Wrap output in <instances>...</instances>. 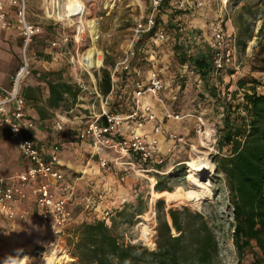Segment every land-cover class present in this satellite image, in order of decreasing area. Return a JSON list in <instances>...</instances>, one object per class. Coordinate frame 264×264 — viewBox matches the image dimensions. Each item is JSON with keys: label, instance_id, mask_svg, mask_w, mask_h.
<instances>
[{"label": "rangeland", "instance_id": "374dc122", "mask_svg": "<svg viewBox=\"0 0 264 264\" xmlns=\"http://www.w3.org/2000/svg\"><path fill=\"white\" fill-rule=\"evenodd\" d=\"M63 1L66 4L68 0ZM82 1L85 5V24L80 21L81 18L78 16H73L72 20L66 18L59 24L64 34L69 37L68 46L73 54H75L77 46H80L79 56L75 57L77 72L80 69L78 62H82L90 48L100 52L99 57L102 63L98 67L95 66V69L90 70V73L81 69L84 82L89 88L88 80L90 79L88 76L90 74L96 77V74H100L105 62L111 66L125 56L135 24L138 21H144L151 12V0ZM205 1L204 8L189 10L175 9L169 2L167 7L159 10L157 15L164 27L170 26L171 33L167 34L168 39L155 47L147 34L143 41L145 53L139 52L131 59L132 76L145 78L148 73L147 58L150 51L154 50L159 59L161 76L167 84V89L162 93L163 97L174 110L185 115L189 114L181 121L163 120V123L184 135L186 145L177 148L161 165L145 163L136 158L134 154L122 155L113 150H104L102 157L110 162L112 168L103 170L96 162L89 171V177L83 179L81 185L76 186V198L71 201V208L77 215V220L63 236L61 243L68 257L61 264H70L75 261L71 257L72 248L69 243L82 222L95 219L105 220L108 225L114 222L113 232L120 241L132 244L142 243L150 249H154L155 207L160 199L164 200L167 207L188 206L193 210L203 211L219 242V257L214 264H252V255L245 259L239 258L233 244L232 216L225 204V189L219 181L213 162L218 153L216 128L220 108H217L218 104L215 99L206 97L205 88H215L221 97L229 96L231 91L238 90L237 97L242 98L244 90L238 87L239 80H247L245 89H249L254 79L264 81V36L259 35L262 23L259 17L262 0H236L226 17L225 27L236 35L240 48L237 60L240 64L239 72L236 73L234 69L227 67L215 74L214 77L201 79L194 71L187 69L184 72V68L181 67L180 62L173 54L175 41L172 37H174V33L181 34L184 40L190 32H195L199 36L202 33L204 36H211L209 21L203 25H200L199 22H202L203 12L207 8L211 7L214 10H218V8L212 0ZM31 2L36 4L38 0H31ZM63 11H65L64 7ZM44 16L47 18L46 15ZM92 23L98 24L95 35L90 32ZM179 28H182L181 32ZM162 29L164 30V28ZM204 36L201 38L205 39ZM28 58L30 60L29 51ZM21 61L22 53L19 66ZM63 62L67 67H73L72 63H67L66 57H63ZM16 70L11 73L10 77ZM181 74L184 76L181 77ZM132 83V79H128L121 88L116 90L120 93V105L125 114L133 105ZM90 90H87L88 94L81 102L83 106L78 107L76 113L78 116L86 115L85 112L88 110L97 112L100 102L94 99L93 90ZM260 90L264 89L260 88ZM173 95H176L174 102L171 99ZM91 103L94 104V109L87 107ZM196 115H201L204 121V129L200 133L196 132L198 125ZM85 120L88 119L86 117L82 119L83 122ZM11 143L5 142L4 145L0 143V155L6 154L5 159L0 157V174L2 175L11 176L22 171L18 146ZM167 145V140L163 139L161 141L163 152ZM94 159L96 160V158ZM200 159H205L210 166L200 172L197 181H194L189 176L188 163ZM65 172V186H73L72 180L79 174L72 170H65ZM158 176L161 177V184L169 190L159 192L155 189ZM177 188L182 193L200 189L209 190L210 194L194 204L182 196L179 199H171L166 192H174ZM139 209H142V214H137ZM28 210L32 212L31 205ZM119 211L125 212L126 216L119 217L117 215ZM2 224L4 229L1 239L3 261L13 258L21 260L25 257L28 264H36L34 261L37 252H44L48 246L49 234L43 222L38 218L27 216L13 224L7 222Z\"/></svg>", "mask_w": 264, "mask_h": 264}, {"label": "built area", "instance_id": "2783aa9c", "mask_svg": "<svg viewBox=\"0 0 264 264\" xmlns=\"http://www.w3.org/2000/svg\"><path fill=\"white\" fill-rule=\"evenodd\" d=\"M212 1L216 3L218 16L209 21L211 36L206 41L200 36H194L190 39V43L207 47L211 53L215 74L227 67L238 73L240 64L237 60L240 48L237 37L225 27L230 7L236 0ZM170 2L173 8L179 10L201 9L206 5L205 0H170ZM161 4L162 0H151V12L144 21L135 24L125 56L109 68L111 92L107 96H99L103 101L101 112L94 115L78 134L81 140H91L96 153L113 150L122 155L134 154L146 163L161 165L171 153L187 143L184 135L163 123V120L181 121L189 114L185 115L174 110L163 97L162 93L167 89V84L161 76L159 59L154 50L150 51L147 58V76L137 77L132 83L131 111L122 114L110 111L107 107L112 99V93L119 88V73L130 71L131 59L139 52L145 53L143 44L145 36L149 34L150 41L155 47L168 39L163 29L157 26V15ZM63 7H65L63 0H45L43 14L59 24L67 18L59 19L57 16L59 10L63 12ZM8 29H15L21 38L22 61L11 77L10 87L0 89V127L6 129L9 138L17 144L26 162V169L11 176L0 175V221L11 223L23 219L25 213L18 212L17 206L32 195L35 199L36 213L48 224L49 234L46 250L37 252L34 263L48 264L53 249L62 250L66 254L61 242L66 230L76 222V215L71 208L75 188L65 186L66 172L60 166L59 145L55 144L49 155L39 147L33 135L36 122L29 117L26 100L22 95L23 81L31 72L28 51L34 38L42 31L40 24L32 23L28 18L27 0H0V30ZM68 41L69 37L66 36L64 42ZM52 45L56 47L58 43L53 42ZM79 51L80 46H77L75 54L69 58L75 67V57L79 56ZM78 65L80 70L83 69L88 73L95 69V66L88 69L82 62H78ZM183 68L186 72L187 66ZM182 76L184 75L181 74ZM77 85L81 91L89 89L82 80H79ZM95 92L98 94V90L95 89ZM171 99L174 102L176 95ZM195 118L198 121L196 132L200 133L204 129V121L201 115H196ZM56 128L58 131L64 129V117H58ZM163 139L168 143L164 152L161 147ZM99 167L110 170L112 165L105 157H100ZM3 235L4 229L0 227V238ZM66 256L68 257L67 254ZM64 260L65 258L61 263ZM20 261L22 264L29 263L25 257ZM0 264H4L1 255Z\"/></svg>", "mask_w": 264, "mask_h": 264}, {"label": "trees", "instance_id": "16d2710c", "mask_svg": "<svg viewBox=\"0 0 264 264\" xmlns=\"http://www.w3.org/2000/svg\"><path fill=\"white\" fill-rule=\"evenodd\" d=\"M170 0H162L160 11ZM261 27L259 35L264 36V0L259 14ZM157 26L171 33L169 25L157 18ZM180 31V28H179ZM181 32V31H180ZM175 41L173 54L181 67L196 72L201 79L214 77L211 53L206 46L190 43L199 36L190 32L183 40L181 34H173ZM113 66V65H111ZM105 62L98 79V91L107 96L111 92L110 70ZM137 77L132 71L119 73V87L125 81ZM249 89L246 79L238 82L243 89L242 98L238 90L229 96L221 97L215 88H205L206 97L217 101L218 125L216 128V147L218 153L213 162L215 172L224 187L225 204L232 216V240L239 258L252 255V264H264V81L252 80ZM48 107H59L68 99L76 101L80 93L78 86L62 80L50 81ZM119 89V88H118ZM31 91V93H30ZM25 99L31 101L42 118L44 108L34 101V89L22 91ZM120 93L114 91L108 102L110 111L125 114L121 109ZM126 111L127 113L130 112ZM140 160L138 156H136ZM146 163V162H145ZM155 185L159 192L169 190L161 183ZM74 198L76 194L74 193ZM155 248L150 249L142 243L132 244L120 241L113 232V225L105 220L95 219L82 222L69 245L72 248L70 264H214L219 257V242L203 211L188 206L167 207L163 199L156 203ZM137 214H142V209ZM125 217V212H117ZM114 221V220H113Z\"/></svg>", "mask_w": 264, "mask_h": 264}, {"label": "crops", "instance_id": "0c3cea01", "mask_svg": "<svg viewBox=\"0 0 264 264\" xmlns=\"http://www.w3.org/2000/svg\"><path fill=\"white\" fill-rule=\"evenodd\" d=\"M28 18L32 23L40 24L42 31L39 35L34 38L33 43L29 48L31 72L23 81L22 91L34 89L35 99L34 101L40 108H44L46 116L40 117L37 113L33 103L27 99V113L30 118L35 120L36 127L34 130V137L42 149V151L49 155L55 144L59 145L60 148V166L65 170H72L77 172L79 175L72 180V184L75 188L74 193L76 194V186L83 183V179L88 178L89 171H91L93 164L97 162L99 165V158L103 156V151L96 153L92 145L91 140H81L78 137L79 132L90 122L94 115L101 112L103 101L100 99V93L96 94L95 89L98 90V79L95 75L90 74L88 78L89 89L94 93V99L100 102L97 106V112L88 110L85 112L86 115L78 116L76 113L79 106H83L87 96V90L81 91L77 96L75 102L72 99H68L66 103L61 104L59 107H48L47 99L49 97V80L54 82L62 80L78 86L77 82L84 79L82 77V70L79 69L77 72L75 66L67 67L63 62V57H66L67 63L70 62V56L73 54L69 49V41L64 42L66 35L60 28V24L45 18L43 15L44 0H38V3L33 4L31 0L28 2ZM202 22L200 25L206 24L208 21L218 16V10H214L209 7L203 12ZM205 20V21H204ZM201 36H204L203 33ZM200 36V37H201ZM206 37V38H205ZM208 40V36H204ZM57 42L58 46H53L52 43ZM21 55V38L15 29L0 30V89L9 88L11 84V73L19 68V59ZM56 56V57H55ZM68 56V57H67ZM85 83V82H84ZM31 93V91H30ZM101 97H104L101 95ZM87 107L94 109V104L91 103ZM91 114V115H90ZM64 117V129L58 131L56 128V122L58 117ZM86 117L85 122L82 121ZM16 144L9 138L8 132L4 128H0V143ZM22 171L26 169V162L23 160L20 151H18ZM5 155H0L1 159H5ZM96 158V160L94 159ZM21 171V172H22ZM2 175V174H0ZM10 176V175H2ZM86 181V180H85ZM32 206V212L28 210L29 206ZM18 212L25 213V217L38 218L43 222L37 215L35 199L31 195L27 200L20 203L17 206ZM77 218V215H76ZM77 220V219H76ZM21 221L17 219L10 224ZM5 221H0V227H3ZM8 223V222H7ZM48 230V224L43 222ZM0 238V255H1V239ZM3 258V257H2Z\"/></svg>", "mask_w": 264, "mask_h": 264}, {"label": "bare ground", "instance_id": "6f19581e", "mask_svg": "<svg viewBox=\"0 0 264 264\" xmlns=\"http://www.w3.org/2000/svg\"><path fill=\"white\" fill-rule=\"evenodd\" d=\"M65 11L61 12V10L58 11V18L64 19V17H67L72 20V16H78L81 18V22L85 24V5L82 0H68L64 7ZM87 22V21H86ZM92 22V21H91ZM97 25L96 23L90 24V32L92 35H95L97 33ZM100 52L95 50L94 48H90L85 56L82 59V62L86 65L87 68H91L93 66H97L101 62V58L99 57ZM98 55V56H97ZM210 164L204 159V160H193L189 161L188 163V172L190 173V177L197 181L199 173L208 169ZM179 188V187H178ZM177 188L174 192H166L168 196L172 199H179L180 196L187 199L188 201H192L194 204L198 203L202 198L208 196L210 194L209 190H191L187 192H180ZM179 192V193H178ZM66 254L62 250L53 249V255L49 259L48 264H60L64 258H66Z\"/></svg>", "mask_w": 264, "mask_h": 264}, {"label": "clouds", "instance_id": "9594fccd", "mask_svg": "<svg viewBox=\"0 0 264 264\" xmlns=\"http://www.w3.org/2000/svg\"><path fill=\"white\" fill-rule=\"evenodd\" d=\"M4 264H22V261L17 260V259H6L4 261Z\"/></svg>", "mask_w": 264, "mask_h": 264}]
</instances>
